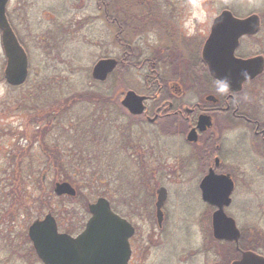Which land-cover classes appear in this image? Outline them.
Segmentation results:
<instances>
[{"label":"rangeland","instance_id":"374dc122","mask_svg":"<svg viewBox=\"0 0 264 264\" xmlns=\"http://www.w3.org/2000/svg\"><path fill=\"white\" fill-rule=\"evenodd\" d=\"M109 1L114 24L104 18L98 0H11L8 5L9 22L29 57L30 75L19 88L3 81L7 60L0 32V190L13 179L9 171L17 163L30 164L35 154L34 162L39 161L38 149L45 152L41 159L44 166L40 165L44 171L40 173L36 163L31 181L37 187L41 181L45 190L37 193V187L19 182L14 193L7 192L9 203H0V261L14 254L11 264H42L28 237L32 222L52 213L60 220V231H74L81 218L84 224L88 220L89 204L105 193L133 218L137 229L133 264H231L239 255L233 245L214 242L215 209L201 196L200 146L186 144L181 128L141 123L119 106L128 90L144 95L147 70L141 66L126 71V67L125 86L119 81L114 84L113 76L105 85L98 84L92 79V70L101 59L124 58L116 37L121 30L119 20L122 36L126 34L124 43L133 41L141 52L139 62L153 54L157 60L177 43L175 36L180 35L182 42L194 39L203 43L213 17L222 10L245 16L264 9L263 1ZM169 56L177 57L178 52ZM183 71L170 66L169 76ZM186 71V76H193ZM198 90L193 87L185 101L193 102L192 94ZM95 110L102 111V116L97 118ZM238 127L237 133H231L233 143L244 131ZM248 137L249 143L253 141ZM69 138L72 142L64 143ZM71 160L75 170L66 175L64 167ZM235 172L240 174V170ZM66 177L78 195L57 198L55 183L66 181ZM98 177L103 178L101 183ZM250 179L239 182L226 213L246 231L248 241L241 247L261 252L264 178L252 175ZM160 187L168 190L163 228L158 226L155 208ZM134 199L136 213L129 214Z\"/></svg>","mask_w":264,"mask_h":264},{"label":"flooded vegetation","instance_id":"af4514ba","mask_svg":"<svg viewBox=\"0 0 264 264\" xmlns=\"http://www.w3.org/2000/svg\"><path fill=\"white\" fill-rule=\"evenodd\" d=\"M260 1H263L264 4V0ZM224 10L231 11L239 19L257 16L259 23L258 30L239 38L234 56L237 59L258 62L259 67L260 61H262V71L259 74L245 80L239 90H235L230 86L227 93L221 94L218 92V86L221 81L210 72L208 63L203 59V50L207 40L210 38L213 23L221 14L220 12L217 16L213 17L212 23L209 26V35L203 43L194 41V39L182 42L180 35H177L175 36L177 43H173L166 49L169 50L167 55H170L172 50L178 52V56L171 57L167 63L168 65L161 63L162 65L158 66L161 60H154L148 64V71L144 79L145 91L144 95H141L146 97V101L144 102L145 111L142 115L130 114L120 101L119 106L120 108L122 107L123 111H126V114L130 118H135L141 123L151 126H161L162 128L169 126L177 130L179 128L183 129L182 136L186 144L198 145L202 150V153H199L201 160L198 177L201 180L200 182L211 172H214L216 175L228 176L234 183L233 195H235L237 190H239V182L242 180H252L250 179L252 175L264 178V9L259 11L255 9L245 16H238V14H235L230 9ZM7 16H9L8 11ZM189 48L192 50H189ZM191 60L194 61L191 62ZM220 60H223V56L220 57ZM169 65L177 67V69L181 68L184 71L169 76L168 73H165V67L167 69ZM186 70L190 71L189 74L193 73V76H186L188 73ZM166 72H169V70ZM197 86L199 90L198 94H192L193 102L185 101L188 93H191L193 87ZM202 118H207V124H200ZM239 125L244 127V131L236 137L238 141L233 143L231 133H233V130L237 133L241 129V127H238ZM221 129L225 131L226 135ZM191 132L195 133L193 141H189ZM248 135L253 137V141L250 143ZM233 160L240 162H233ZM250 168L252 170L249 171ZM236 170H240V174H236ZM242 192L244 193L243 190ZM134 201V204H130L128 207L129 214L136 213V199ZM111 204L112 209L117 214L128 220L135 227L131 216H127L125 212L115 206L114 202H111ZM208 206L214 208L210 205ZM214 209L216 210V208ZM164 222L165 215L161 227L157 219L160 228H163ZM83 224L84 222H82L81 218L75 224L74 231L69 234L74 236L75 233H81L84 230ZM237 227L240 231L238 244L230 241L216 240L213 236L214 242L217 244L226 243L233 245L239 255L236 261L242 258L243 252H253L264 256V251L257 252L258 250L256 249H243L241 247V244L247 243L248 237L243 227L240 228L238 224ZM75 230L77 231L75 232ZM135 230L136 233L130 240L133 256L129 264H133V257L136 251V227Z\"/></svg>","mask_w":264,"mask_h":264},{"label":"water","instance_id":"95a60500","mask_svg":"<svg viewBox=\"0 0 264 264\" xmlns=\"http://www.w3.org/2000/svg\"><path fill=\"white\" fill-rule=\"evenodd\" d=\"M9 0H0V29L2 42L7 57L5 78L9 85L24 84L29 75L28 56L18 41L7 19L6 11ZM258 18L239 19L231 11H223L214 21L210 38L207 40L203 59L208 63L210 72L221 82H226L239 90L245 80L259 74L262 61L237 59L234 52L241 36L258 30ZM222 41V42H221ZM223 56V60L220 57ZM118 66L114 58L99 60L92 70V77L97 81H106ZM145 96L135 91H128L122 105L132 115H142L145 111ZM207 124L202 118L200 124ZM193 141L195 133H190ZM202 199L217 210L213 214V231L217 240L238 242L240 232L233 218L227 216L225 208L232 202L233 181L225 175L211 172L201 184ZM60 196H77V190L69 182H59L54 188ZM168 198V190H158L157 218L162 225L163 207ZM91 214L85 229L77 236L59 231L58 222L52 213L43 219L35 220L29 228V238L38 258L43 264H128L132 255L130 238L134 227L116 214L108 199L100 197L89 205ZM233 264H264V256L253 252H244L241 260Z\"/></svg>","mask_w":264,"mask_h":264},{"label":"trees","instance_id":"16d2710c","mask_svg":"<svg viewBox=\"0 0 264 264\" xmlns=\"http://www.w3.org/2000/svg\"><path fill=\"white\" fill-rule=\"evenodd\" d=\"M111 4V1H109V0H98V7L100 8V9H102L103 8V11H104V18L106 19L107 18V21L109 22V23H111V24H114L116 21H115V19L114 18H112L111 16H113V15H111V13H110V11H109V8H110V5ZM98 8V9H99ZM158 22V21H157ZM121 22H120V20H119V25L117 24V26H118V28H120L121 30H118V36H116V37H118L117 38V41H119V45H121L122 46V48H123V50H124V53H123V59H122V61H119V65H118V68H117V70L115 71V72H117V73H113L111 76H110V78L113 76V77H115L114 79H115V81H114V84L116 83V82H122V84H123V86H125L126 85V78H125V75L127 74V70L128 69H132V68H138V67H141V66H143V68H145L147 71H148V64H150V63H152L153 61H154V59H155V57L157 58L158 56H156L155 54H153V57L152 58H148V57H146L145 59H143L141 62H139L140 61V59H141V57H142V55H141V52H140V50L138 51L137 50V48H135V46H134V44H133V41L132 42H126V43H128V44H126V43H124L125 41H124V38H125V36H126V34H125V36L123 37L122 36V33H123V28H121ZM122 31V32H121ZM121 34V35H120ZM168 51L169 50H167L166 49V53H165V55L161 58V59H157L158 61L159 60H161L160 61V63H162L163 65L164 64H167L168 63V61H169V59H170V56L169 55H167V53H168ZM172 52V51H171ZM151 54H152V52H151ZM132 61H137L136 62V64H132ZM151 61V62H150ZM168 65V64H167ZM127 67V68H126ZM125 68H126V71H125ZM170 69V65H169V68H167L166 69V67H165V73L167 74H169V72H166V71H168ZM115 74V75H114ZM109 78V79H110ZM3 79V81L5 80L4 78H2ZM109 79H108V81H109ZM107 81V82H108ZM107 82H104V83H100V82H97L98 84H101V85H105ZM94 112H97V118H98V116H102V114H100L99 112H102V111H98V110H95ZM105 122H107V123H110V121L108 120H105ZM85 126H87V125H85ZM85 126H83V127H85ZM124 126V125H123ZM125 128H126V126H124ZM81 129V128H80ZM67 133V132H66ZM104 134H106V133H104ZM70 142H72V140L69 138V140L68 139H66V140H64V143H70ZM106 142V141H105ZM35 147V146H34ZM61 149V148H60ZM38 154H39V156H38V160L39 161H35L34 162V160H36L37 158H36V154L35 155H33V158H31L30 159V161H29V163L30 164H27V163H25V162H21V163H17L16 164V166L13 168V169H10V171L9 170H7V171H9L10 172V174L13 176V179L11 180V182L6 186L5 185V187H4V189L3 190H0V203L1 204H8L9 203V198H10V194H12V193H14L16 190H17V183H21V184H23V185H32V186H34L35 188L37 187V185H36V182L35 181H31V178L33 177V175H35V174H30V172L36 167L35 165H36V163H37V166H38V169H39V171H40V173H42V171H44V170H42L41 171V169H40V165H42L43 164V162L41 161V159L42 158H45V152L43 151V149H38ZM26 159V158H25ZM48 159V158H47ZM72 161L73 162H75L74 160H71L70 162H68L67 163V165L64 167V169L66 168V175H68V173L69 172H71V171H73V170H75L74 169V166H72L73 164H72ZM27 162V161H26ZM75 165V164H74ZM35 166V167H34ZM43 166H44V164H43ZM76 167V166H75ZM30 168V169H29ZM48 170H49V172H51L52 170H53V167L52 166H50V167H48ZM38 171V172H39ZM34 172H36L35 170H34ZM45 174H47V173H45ZM59 175H62V173L60 172L59 173ZM5 180H6V178H7V174H5ZM66 179V181H70L67 177L65 178ZM101 179H103V178H101V177H98V180H99V183H101ZM4 180V181H5ZM2 181V180H1ZM40 183V186L38 185V187H37V193L39 192H41L42 190H45L44 189V186H43V189L41 188V185L43 184L41 181L39 182ZM2 184L4 185V182H2ZM8 191H10V194H8L7 192ZM103 196H107V195H105V193H103ZM88 198H89V200L90 201H92L93 199H94V197H93V195L92 194H89V196H88ZM23 205H25V203H21V206H23ZM60 221V220H59ZM60 223V222H59ZM60 226H61V228L63 229V227H62V225L60 224ZM78 230V229H77ZM77 230H75V232L77 231ZM72 231H67V233H71ZM15 255L14 254H11L9 257H8V259H5V261L2 263L1 261H0V264H11L12 262H13V257H14Z\"/></svg>","mask_w":264,"mask_h":264},{"label":"clouds","instance_id":"9594fccd","mask_svg":"<svg viewBox=\"0 0 264 264\" xmlns=\"http://www.w3.org/2000/svg\"><path fill=\"white\" fill-rule=\"evenodd\" d=\"M229 86L226 82H220L218 86V92L221 94L227 93Z\"/></svg>","mask_w":264,"mask_h":264}]
</instances>
